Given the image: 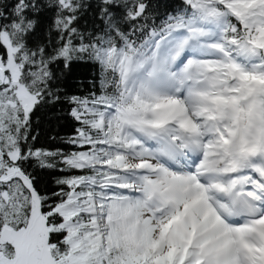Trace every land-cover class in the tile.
<instances>
[{
  "label": "snow or ice",
  "instance_id": "obj_1",
  "mask_svg": "<svg viewBox=\"0 0 264 264\" xmlns=\"http://www.w3.org/2000/svg\"><path fill=\"white\" fill-rule=\"evenodd\" d=\"M58 102L69 147L37 148ZM0 264H264V0H0Z\"/></svg>",
  "mask_w": 264,
  "mask_h": 264
},
{
  "label": "trees",
  "instance_id": "obj_2",
  "mask_svg": "<svg viewBox=\"0 0 264 264\" xmlns=\"http://www.w3.org/2000/svg\"><path fill=\"white\" fill-rule=\"evenodd\" d=\"M172 2V0H165ZM52 13L45 12L40 16L36 35L33 42H43L47 36L48 25L51 23ZM82 28H92V15L89 13L81 22ZM58 76L57 84L61 89L60 95H87L92 84L98 79V69L90 61H74L65 69L62 65L54 68ZM68 105L62 102L49 104L35 112L32 117V134L37 137L34 146L45 149H68V145L61 142L62 137L74 133L75 122L68 115ZM55 137V139H53ZM37 187L52 191L55 188V178L59 175L49 170H35Z\"/></svg>",
  "mask_w": 264,
  "mask_h": 264
}]
</instances>
